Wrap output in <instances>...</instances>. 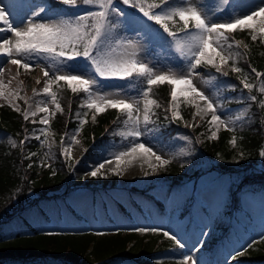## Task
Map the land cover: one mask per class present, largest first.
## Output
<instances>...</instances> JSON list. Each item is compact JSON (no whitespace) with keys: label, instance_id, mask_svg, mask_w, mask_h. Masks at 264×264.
Masks as SVG:
<instances>
[{"label":"trees","instance_id":"16d2710c","mask_svg":"<svg viewBox=\"0 0 264 264\" xmlns=\"http://www.w3.org/2000/svg\"><path fill=\"white\" fill-rule=\"evenodd\" d=\"M233 37L235 40L245 39L249 46L244 49L241 45L239 51L244 56L238 66L249 76V82L258 88L264 78L259 81L251 73L249 64L264 72V45L253 43L246 32L237 31ZM199 71L217 75L218 87L224 93V107L232 113L246 112L247 119L235 125L238 138L236 147L229 144L231 132L223 129L219 132L218 139H209L205 121L194 125V137L187 141L186 151L182 152L179 147L172 155V162L162 177L163 186L153 182L144 187H118L115 182L109 184L105 180L102 186L88 181L80 188L75 184L80 178H74L67 169L69 162L61 155L60 146L56 147L51 167L40 166L39 155L45 148L41 140L30 139L21 149L19 141L25 135L29 136L35 124L25 122L5 104L0 109V264H179L185 255L192 256L197 264H264V202L263 208L260 205L258 212L243 198L246 194L253 196L252 204L264 200V158L259 156V151L264 149V109L248 100L250 95H256L259 101L263 95L257 90L251 93L242 90L237 74L223 77L212 69ZM29 82L33 80L28 74L25 83ZM127 83L123 81L122 86ZM232 84L236 85V91L224 86ZM61 85L53 86L64 110L63 113H57L50 123L57 134L77 127L75 114L79 112L83 115L85 111L79 107L83 93L73 94L63 82ZM152 96L162 106L155 109L159 133L167 136L177 133L178 126L164 119L163 108L167 107L170 99L168 86L154 87ZM193 109L190 105L183 104V117L188 119ZM117 115V110L109 109L99 114L93 122L89 113L82 129L89 153L93 151L95 143L107 138L106 129L113 125ZM115 137L118 140L124 138L121 135ZM10 140L17 141L18 146L13 148ZM238 150L243 151L248 163L236 167L222 161L206 173L195 172L187 178L188 164H203L209 158L227 159L237 154ZM29 153L36 155L26 159ZM254 162H260L262 168H257ZM29 164L32 165L31 168L28 167ZM212 171L216 174L209 176V181L205 183L201 180ZM219 175L232 178L231 185L224 191L222 184L216 179ZM80 190L87 191L92 202L102 196L106 200L104 206H107L108 198L118 203V217L107 213V216L101 218L95 205L90 217L76 209L72 200ZM222 192L227 194L218 205L211 209L212 204H205L210 199L216 201ZM125 196L129 197L131 207L122 200ZM59 200L66 201L69 215L83 222L81 228L58 231L34 224L33 218L38 214L34 211L35 205L45 207ZM199 201L205 202L200 206V215L196 205ZM178 206H181V210L176 219L172 218L170 210ZM189 206L192 207V215H189ZM140 218L148 226H141ZM252 223L256 231L253 239L247 242L246 237L253 232ZM109 225L112 226L110 229L103 228ZM135 228H156L161 231H131ZM164 231L176 236L185 247L179 248L173 240L163 235ZM230 231L233 233L224 241L222 237L227 236ZM49 232L58 235H47ZM97 232L105 235L98 236L95 234ZM236 245L242 248L236 251ZM223 257L226 259L221 261Z\"/></svg>","mask_w":264,"mask_h":264},{"label":"snow or ice","instance_id":"6c2138e0","mask_svg":"<svg viewBox=\"0 0 264 264\" xmlns=\"http://www.w3.org/2000/svg\"><path fill=\"white\" fill-rule=\"evenodd\" d=\"M222 2L224 6L230 5V0ZM7 9L8 6L0 7V24L5 26L0 27V33L10 32L14 38L0 40V56L6 58L8 65L16 66V70L5 82V73H11L12 69L0 64V101L4 102L0 107L6 104L25 122L31 121L41 125L35 130L39 135H25L19 141L21 149L30 139L42 140V144L48 143L50 119L64 111L56 92L53 91L54 85L62 86L61 82L73 94L83 93L79 107L85 109L83 115L79 112L75 114L78 122L75 132L70 137L67 133L61 137V155L66 160L71 159L72 145L79 144L77 136L87 123L89 113L95 122L99 114L109 109L117 110L118 115L114 123H122L125 131L119 134L128 139L123 150L99 163L85 174L86 177L107 178L108 174L121 176L136 161L140 162L141 168L147 164L148 169L155 173L166 169L172 162L164 158L152 143L160 128L149 125L156 124L153 120L155 109L162 107L152 97L154 87L166 85L169 88L170 99L167 107L163 108L165 120H182L180 105H190L195 109L192 114L194 121L196 117L204 120L210 116L206 121L211 132L209 139H218V133L223 128L233 133L229 144L232 147L237 146L235 125L247 119L246 112L226 117L224 111H221L224 105L217 101L215 93L206 94L208 89L198 87L194 81L198 79L202 85L216 87L214 82L218 81L217 75L198 71L203 69H212L223 77H227L229 71L244 73V69L238 66L244 56V53L239 51L242 42L235 40L232 34L237 31L246 32L253 43L264 45V0L250 11H234L224 22H215L213 17L225 9L208 5L202 0H52L51 3L41 0L40 3L29 5V13L18 26L13 25ZM128 9L135 11L130 12ZM143 18L158 27L145 23ZM137 24L142 25L139 32L132 27ZM121 28L136 32V35L122 34ZM145 38L149 42L166 43L176 54L177 66L158 70L151 63L141 59V41ZM248 47V44H243L244 49ZM38 59L49 60L52 64L40 66ZM37 66L41 67L44 79H37L36 84L43 83V87L39 91L33 88V96H43L47 99L38 102L36 109L32 110L31 98L22 94L24 82L19 80V76L20 69L29 72ZM249 68L258 80L264 78V72L258 71L251 64ZM88 72H91V75H88ZM100 80L126 81L127 85L122 87L134 90L136 96L120 93L100 94L94 90ZM237 80L242 90L249 93L257 90L264 95V82L257 88L249 82L246 73L237 76ZM224 86L236 91L234 84ZM248 100L257 104L258 108L264 109V98L258 101L256 95H250ZM21 101L25 105L23 108ZM38 116L39 119H36ZM65 137L68 139L66 145ZM144 137L147 139H142ZM183 139L187 140L188 137ZM10 144L13 148L18 146L15 140H10ZM35 155L29 153L25 158L31 159ZM259 156L264 158V149L259 151ZM243 158L241 155V159ZM113 159L115 166L107 169V172H102L106 164L113 163ZM40 166L51 167L47 163H41ZM28 167L31 168L32 165L29 164ZM52 174L55 175V172ZM148 174L145 172V175ZM131 231L155 233L161 230L135 228ZM95 234L105 235L102 232ZM47 235L58 233L49 232ZM163 235L173 240L179 248L185 247L169 232L164 231ZM242 254L243 252L240 253ZM179 264H197V261L192 256L185 255Z\"/></svg>","mask_w":264,"mask_h":264},{"label":"rangeland","instance_id":"374dc122","mask_svg":"<svg viewBox=\"0 0 264 264\" xmlns=\"http://www.w3.org/2000/svg\"><path fill=\"white\" fill-rule=\"evenodd\" d=\"M202 2L208 5H215L219 8H223L222 0H202ZM261 2L262 0H230V5H228L230 7L226 8L224 6L225 10L218 12L217 15L213 17V19L215 22H224L228 20L229 15H231L234 11L238 10L240 12H247V11L254 9L256 6L260 5ZM35 3H40V2H36L34 0H0V7L8 6L7 10L10 12V19L13 22V25L18 26L21 20L29 13V10H30L29 5H32ZM15 6H16V9H15ZM245 6H249V7L245 11H243V7ZM14 10H16V12H14ZM128 11L134 12L135 10L128 9ZM19 16H22L20 21L13 20L14 17L16 18ZM143 19L145 23L152 25L153 27H158V26H155L153 22L146 21L145 18ZM135 26H136L135 27L136 32H139L141 30L142 25L137 24ZM0 27H3V26L0 25ZM120 31L122 34L129 35V36L136 35V32L125 31L124 28H122ZM5 38H14V37H12V34L10 32H7V34L5 35ZM141 45H142V49L140 51V58L145 60L146 62L151 63L158 70H165L169 67L175 68L177 66V61L175 59V56H176L175 52L169 49L168 45L164 43L163 41L149 42L148 39L145 38L141 41ZM37 63L40 66L50 65L46 59H38ZM0 64L4 65L5 67L7 66V60L5 57L2 59V61H0ZM40 66L34 67L32 69V72L31 70L29 71L31 72L29 76L30 78H33L34 82L28 83V84L24 83V91L22 93L23 95L31 98L30 103H31L32 110L36 109V105L38 102H41L47 99L46 97H43V96L34 97L33 92H32L33 88H36L39 91L43 87V83L39 85L36 84L37 79H41L42 81L44 79ZM15 70H16V66H15ZM15 70L13 71L12 75L15 74ZM64 70L68 71V69H64ZM27 74L28 72H25L23 69H20L19 80H22L24 82L23 75H27ZM87 74L91 75L89 74V72ZM112 82L113 80L112 81L100 80V83L94 86V90L98 91L100 94L120 93L121 95L136 96V94H132L135 92L134 90L129 89L127 87H122V84H123L122 81L119 83L118 82L112 83ZM194 82L197 83L198 87H204L208 89L206 94L215 93V98L217 99V101L224 105L223 103L224 93L220 91L217 81L214 82L216 83V87H212L211 85H202L198 79ZM0 104H4V102L0 101ZM20 104L22 108L25 107L22 101L20 102ZM182 105L183 104L180 105L179 111L181 113V116L183 117ZM50 107H54V106L50 105ZM1 108L2 107H0V109ZM221 111H224L226 117L234 115V114H238V113H232L226 107H224ZM52 118L50 119V121L52 120ZM207 119H210V116L205 117L204 120L207 121ZM113 124L114 126H112L106 132L107 138H103L99 143H95L93 145L94 147L93 151H91L90 154H88V151H87L88 145L82 137V131H80L79 135L77 136V139L79 140V144L72 145L71 159H68L69 161L68 168L71 174L77 178L81 176L82 177L81 181H88V180L93 179V182L97 184H102V182H104L105 180H108L109 183L117 181V184H119L120 187H125V186L130 187L134 184H137L140 187H144L148 185L149 183H153V182H157L159 186H163L164 182L162 180V177L165 176V171L167 167L164 170H158L157 172L152 173L151 170L148 169L147 164H144L143 168H141L140 162L133 163L131 166L127 168V170L121 176H112L108 174L107 178H104L102 176H98L96 178L86 177L85 174L87 172H90L91 170H93L94 167L98 166L99 163L104 162L105 159L110 158L112 154L123 150L125 145H127L128 139L121 138L120 140H118L115 137V135H120L119 134L120 132L125 131L122 123L116 122ZM186 124L188 126H186ZM193 124H194L193 116H190L188 119L183 117L182 120L178 121L177 129L179 132L173 133L170 136H167V134H161L159 132L156 133L155 138L152 139V143L155 145L156 150L160 152L166 159H171L172 155L174 154L175 151L178 150L179 147L182 152H185L186 145L188 144L187 141L194 137L192 135ZM159 126H161V124ZM40 127L41 125L36 126L33 132L29 134V136L39 135L40 133L35 130L39 129ZM149 127H158L157 121H156V124L149 125ZM207 127L209 129V126ZM76 129L77 128H71L69 131L65 133H67L68 137H70L75 132ZM222 129L223 128H221V130ZM65 133L57 134V132L51 126L49 127L48 143H46L45 149L40 155V158H39L40 161H42L43 163H47V164H50L51 162L54 161L55 156H56V147L58 145L62 146L61 142L59 144V141H61V137L64 136ZM210 135H211V132H210ZM184 137H188V139L185 140L183 139ZM142 139H147V137H144ZM67 142H68V139L67 137H65V142H64L65 145L67 144ZM241 155H243L244 157L243 159H241ZM46 156L48 157L47 160H46ZM216 161L218 162L225 161L226 163L232 164L236 167H238L242 163H245V162L247 163L244 153L241 150H238V153L234 154L230 158L223 159V157H218ZM114 166H115V160L113 159V163L111 165L106 164L105 169H103L102 172H107V169H109L110 167H114ZM207 168H208V163H205L203 165L188 164L187 171L189 175L192 176L195 169L206 171ZM145 172H148L149 174L145 175ZM215 174L216 172L212 171L211 173L207 174V177H204L201 180H204V182L206 183L207 181L210 180L209 176H214ZM216 179L218 183L222 184L223 191L226 190L232 183V178L228 175H219L216 177ZM214 185H216V182L214 183ZM226 194L227 192L220 193L216 201L213 199L207 200L209 205L212 204L211 209L215 207V205H218L222 200H224ZM247 195L248 194L243 195L244 200L248 202V204H250L252 207L256 208V210L259 212L260 205L263 208L264 200L260 203L256 202L255 204H252L251 201H253V196H250V195L247 196ZM122 200H124V202L127 204L128 207H131V201L129 200V197L125 196V199L123 198ZM72 201L76 205L77 209L82 210L88 216H90V214L92 213L94 205L98 208V213L101 215L102 218H104L105 213L107 211L112 212L113 214L117 215L116 217H118L119 215L118 214V210H119L118 203H115V201L108 198V202H107L108 209H104L105 207L104 202L106 201L105 198H102V196H98L95 202H92L91 196L89 195L87 191L84 192V190L83 191L80 190L77 197H74ZM35 207L36 208L34 211L38 212V214L33 218V222L39 227H42L45 229L64 231V230L79 229L83 225V222L81 220L69 215V209L65 201L59 200L58 202L45 205L44 210L48 218H46L44 213H42L40 209L37 208L38 205H35ZM147 209L152 214V211L150 210V208L147 207ZM180 209H181V206L171 208L170 216L176 219L177 214L180 211ZM198 213L200 215L201 210L198 209ZM120 220L121 218H119V221ZM139 224L141 226H148V223L141 220V218H140ZM252 225H251V228L253 229V232L251 233L250 236L246 237L247 242L253 239L254 232L256 231L255 225L253 226ZM111 227L112 226L109 225V226H104L103 228L110 229ZM229 237L230 236H228L227 239H229ZM241 248L242 247L236 245L235 250L239 251ZM224 258L226 257H223L221 261H223Z\"/></svg>","mask_w":264,"mask_h":264},{"label":"bare ground","instance_id":"6f19581e","mask_svg":"<svg viewBox=\"0 0 264 264\" xmlns=\"http://www.w3.org/2000/svg\"><path fill=\"white\" fill-rule=\"evenodd\" d=\"M248 7H249V6H245V7H243V11H245ZM15 9H16V6H15ZM14 12H16V10H14ZM21 18H22V16H19V17H16V18L14 17L13 20H15V21H20ZM10 20H11V19H10ZM0 25H2V24H0ZM2 26H3V25H2ZM3 27H4V26H3ZM6 34H7V32H5V33H0V39L5 38V35H6ZM3 58H4L3 56H0V61H2ZM6 67H10V68L12 69V72H11V73H8V72L5 73V76H4L5 82H7V79L9 78L10 75L13 74V71L15 70V66H12V65H8V64H7ZM89 74H91V72H89ZM133 163H139V162L136 161V162H133Z\"/></svg>","mask_w":264,"mask_h":264}]
</instances>
